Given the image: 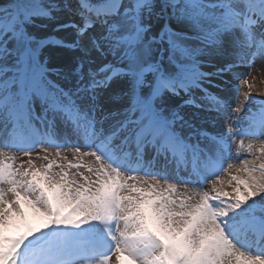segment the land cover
<instances>
[{
    "label": "snow or ice",
    "instance_id": "1",
    "mask_svg": "<svg viewBox=\"0 0 264 264\" xmlns=\"http://www.w3.org/2000/svg\"><path fill=\"white\" fill-rule=\"evenodd\" d=\"M257 58L264 0H0V264H264Z\"/></svg>",
    "mask_w": 264,
    "mask_h": 264
},
{
    "label": "rangeland",
    "instance_id": "2",
    "mask_svg": "<svg viewBox=\"0 0 264 264\" xmlns=\"http://www.w3.org/2000/svg\"><path fill=\"white\" fill-rule=\"evenodd\" d=\"M235 71L237 73H241V74L247 73L248 75L247 76H241V79L247 78L255 89L264 90V59L257 58L255 60L254 64L251 67L241 66V67H238L237 69H235ZM225 81L228 82V88H229V91H230V95L233 97L232 103H233V106H234L235 103H236L235 97L238 96L239 99L242 100L243 99V93L248 90L247 86L241 84L239 80L231 79L230 74L225 75ZM214 83H215V81H214ZM233 85L238 86V88H239L238 92L232 91ZM210 90H212V89H210ZM252 94L257 99H264V96H259L258 92H253ZM218 128L220 130H226L223 118H221L219 120ZM67 155H68L69 159L71 160L72 159L71 153H67ZM235 155H236V149L234 147L233 148V156H235ZM230 162L236 163L237 161L236 160H232Z\"/></svg>",
    "mask_w": 264,
    "mask_h": 264
}]
</instances>
